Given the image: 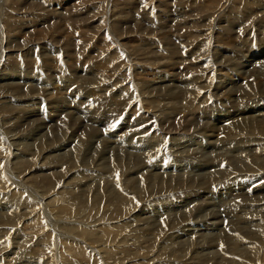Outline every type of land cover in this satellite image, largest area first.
I'll return each instance as SVG.
<instances>
[{"label":"rangeland","instance_id":"1","mask_svg":"<svg viewBox=\"0 0 264 264\" xmlns=\"http://www.w3.org/2000/svg\"><path fill=\"white\" fill-rule=\"evenodd\" d=\"M96 1H97L95 4L96 9L94 11H97L99 14V21H98V25H99L101 22H104L103 11L107 10L108 4L104 0H100V1L96 0ZM160 1H162V0H148L149 5L146 6L145 9L148 12L156 13L158 10L161 9L160 8L161 5L159 4ZM170 1L174 2L173 0H167V1L164 0V2L172 4ZM205 1L206 0H203V1L202 0H190L187 3H180V4H187L190 7H192L194 18L197 17L200 19L201 24H195V27H199V25H204L207 18L211 14V11L207 10L205 7V5L208 2H210V0H207L208 2L207 1L205 2ZM211 1H213V0H211ZM225 4H226V6H224ZM213 6L219 7L218 8V10H219L218 15H217L215 21H217L218 17H220L219 21L221 20L219 22V24L217 25V27L221 30L220 31L221 34L218 37V41H219L218 46H228V45L232 46L235 44V48L233 49V52H231V53L230 52L229 53H222L221 56H218V58H214L212 56L213 52H210V51H212L211 47L213 46V42L210 39L208 40V42H206V44L208 45V48H209V57H207V55H206V57L203 56V63H201V65L198 64V66H203V64L206 62H207L206 63L207 69H208V66H209V68H213L214 66H216L218 64L220 65V67H219L220 72H218L219 74L217 75V72L215 74L212 72L211 78L208 79V81H210V82L207 81L211 85H207L206 83H204L206 81V78H203V79L199 78L200 76L204 77V73L200 75V73L197 72V70L189 71V72L185 71V72H183L184 77H182L181 74H179V79L176 78L175 76L168 75V74H162L159 76L160 78L156 79L158 76H156L157 74L155 71L152 74H148V75L144 76L143 78H140V81L147 83L145 86V89L146 90L148 89L146 92L148 94L146 95L145 98H147L148 95H151V97L155 98L161 92V96H159V99H160L159 101L162 102L163 104L159 103V101L157 100L158 103L155 104V108L158 107L159 109H157V111H156V109L154 108L152 110L147 111V108H144V107H146V106L149 107L150 105H146L147 101H145L146 103H144V105L142 103L141 106L142 107L144 106V107L142 108L140 106V111H137V113H133L136 115V117H138V119H139L138 122L143 120V118H141V114H138L143 109H144L143 111L149 112L155 119H157L156 116H160L159 113H162L163 108H165V110H166L167 106H168V108H170L171 106L175 105L176 107H178L180 109L182 107L181 105H183V107L186 105V102H184L180 99L179 100L178 99L170 100V99H168L167 96H163L164 94H167L168 92H173V91L175 92V90H176V93H177V92L182 91L183 88L186 89L185 90L186 92H188L189 89L195 88L197 86H202L203 83H204V87H206V88H208V87H210L209 89L214 88V91L209 90V92L211 91L210 94L206 93V92L205 93L199 92L193 96V98L196 97L195 99H193L194 102L196 100L198 101V99L201 100L202 97L204 98V103H207L206 105H203V108H201V110L203 109L204 112H202L203 110L201 111L200 109L198 111L196 110L198 112V113H196V111L194 112V113H196L195 117H194L196 121L193 118V115H194V113H193L191 115V118L185 120V122L182 124V129L179 130L177 136H175L173 139H171V137L169 135H167L166 138H168V139L167 140L164 139V143H161V144L156 143L157 145H159V146H157L159 149L157 147H155L156 149L151 148L149 150H145V148H148V146L150 147L151 145H154V146L156 145V144H154L155 142H152V141L150 142L148 140V139H150L151 130H150V133H149V131H146L143 133H138L139 129L141 130L143 127L139 128V125H138L139 123L137 121L135 122V120H134L135 118L129 119L130 118L129 115H127V117L125 116V118L129 119L128 121H125V120L122 121L120 119L118 121V123H116V124L113 123L110 125H107L108 121L106 122L102 118L103 117L102 114L104 112L97 113L93 117H91L92 119H90V115L87 114L88 110L86 107L87 106H89V107H94V106L111 107L112 106L111 102H112V94H113L112 89L113 88L109 89L108 87H106L108 84H106L105 86H104V84L103 85L102 84L95 85L94 83L91 82L93 80L92 78H94V76L99 73L100 67H97L98 65H97V63H95L94 65H96V67L94 68V65H91V63H93V62H91L90 60H87V56L95 54V51H93V53L90 52V48L88 46L83 47V51H81L80 54L78 52L77 53L72 52L73 54L71 53V55L66 54V53H62L63 57H60L59 59H61V58H63V59L56 61V63H54V64L49 61L50 58H41L44 65L50 66V69H51L50 72L45 70L43 67L41 68L37 62V65H35V66L32 65L33 67L30 65V67L28 66L29 69L20 70V71H23V73H18V70L13 69V65L19 64V63L18 62L11 63L10 59H9L7 64L2 66V63L4 61L3 57H2V59H1L2 63L0 64V89L3 86V88L5 90L3 88L0 90V118L4 115L5 120H6L5 127L8 126V123L10 121H15V119H13L10 116L12 109H18L19 112L22 113V111L23 112L25 111V108L27 106H29V105L32 106V103H35V107L38 109V111H40V112H37V110L33 109L34 113H37L36 115L38 117L36 116L34 118L36 120H34V119H32L31 121L29 120V122L27 123L28 125L22 123L21 125L18 124L19 126H17L15 123V124H12L10 126L11 128L13 126L14 129L12 128L8 132H6V133L4 132L7 136L14 134V135H12L14 137H11V140L10 139L9 140L12 143L15 141L16 147L14 146L13 149H16V150L12 151V154L15 157V158H12L13 156L10 155V148H8L9 145H7L8 143L7 142L4 143V145H6L5 147L7 149V150L5 149V152L6 151H8V152H6L7 154H6V159L4 160L5 162H3V164L4 163L5 164L3 165L2 173L4 175H7L6 172L8 170L9 174L7 176L16 177L17 173L14 171L13 166H12L10 161L11 160L15 161L18 158H19L18 159L19 161L29 160L31 155H33L35 152L38 151L39 143H42V144L45 143L43 146L48 148L47 150H49V151L45 155H43L44 152L43 153L39 152L40 154H38V159L41 158L42 156H46V157L48 156L49 159H46L48 164L53 165L55 163L54 164V165H56L55 167L59 166L58 168H55L53 170V172H60V170H61L60 168H62L65 171H67L65 173L77 175L78 172H74L75 170L73 168H75V167H73V166H74V164L79 163L80 162L79 160L82 159L81 162H84L86 165V168H88V170H83L85 173L84 175H86V176L90 175L91 176V177L90 176H87V177L83 176V178L82 177L77 178L75 176V177H73L74 179L77 178V180L75 182L68 183L66 186H63V187H60V185H61L60 181H54L53 184L49 185L50 189H51V187H55L54 191L50 192L49 196L53 195V193L55 191H59V190H60L59 192L64 193L69 188V190L66 191L65 194H63V195H65L64 199H63V195L61 198L58 197L60 202L58 201L57 205L66 206L68 201L72 198V196L77 195V193L82 194L83 197L85 196L84 198L82 197V200H83L82 203L83 204L80 203L81 205L79 204V206H72L69 208V212H71L73 215L71 214L72 218H70V220H66V221H71V226H77L79 228L93 229V228H95V226L93 227V225L90 224V222L92 220H95V219H100V221L97 223L98 226H96V228L101 229V227H103L104 232H100V233H103L101 235L102 237H107V236L113 237L114 236L115 237L114 241H117V239L119 240V238L121 236L123 237V235H127V232L124 229L126 228V230H127L128 227H126V226H129V230L131 229L130 230L131 232H132L133 228H137V232H134V234L142 235V238H138L137 241H142L143 239H150L151 238L150 242H153V239L158 238V232H157L158 226L157 225L160 224V220L162 219V217L168 219L169 222L174 221V220L176 222V220L179 218L178 217L179 214L185 213L186 211H188L187 215L190 217L187 219H188V221H190V220L191 221L188 224L182 226L180 229L178 226V228L172 230L173 233H178L181 230H183L182 234L178 235V237L176 238V241L174 242V244H172L171 249H169V251L173 250L174 253L178 254L177 255L178 257H176L177 260L174 262V261H171V259H169V260L165 259V260H162V263L180 264L179 261L183 262L184 260H186V258L188 257V255H190V253L197 252V249H195L193 251L192 250L193 247L190 248V246L192 244H197L198 242H200L202 240H204V242H201L202 246H200V247L205 250L204 251L205 255L208 254L205 256V259H203V260H208L210 258V260L207 262V264H223L225 259L227 260V259H229V257L231 258V254L229 251H230V248H232V246L228 247L227 240L225 241V243H223L221 245L214 244V242H212V241H220V240L216 239V237L214 238L215 234H217L219 237V236H222L223 234H225L226 232H228V230H231L230 228H232V226H228V225H231V223L229 222L230 221L229 218L225 217L226 218L225 220L222 219V220L226 221V223L224 222V225L225 224L226 225L217 227L216 229L214 227L217 225L216 220H214L213 222L207 221V220H208V218L210 219L211 217H213V215H216L219 220H220V218H224L225 213L222 211L226 212V210H228V209L232 210V208L228 207V205H227V204H229V202H228L229 200H227V199H229L231 197V195L233 194V195H238V201H242L243 198L239 197V196L244 195L245 192L248 193V189H249V188L247 189L246 187L249 184L250 180L246 179V178L252 176V174H253V176L254 175L261 176L262 175L261 173H259L257 171H255L257 173L250 172V174L247 173V174L242 175V173H244V172L239 170L238 166L240 167V166L249 164V165H252V167H257L258 165H262L263 169H264V161H258L259 163L256 164L255 163L256 160L252 158L253 157V151H254L253 147L258 148V147H260V145L262 147L264 145V135H263L264 132H261V130H264V129H262V128H264V123H260L258 125L259 129L256 128L257 124L255 125V127L254 126H248L247 124L246 125H237L236 128L233 130L234 131L233 132V139L234 140H230L231 138L225 139V137H224V142H221L220 144L217 141L216 131H215V133H214V131H211V134H210L209 133L210 131H208V130L212 129L213 127H215L217 125V123L219 121L217 116L219 113H222L225 115H239V114H241L242 116H243L244 112L250 114L251 116H253V115L255 116L258 113L262 114V115L264 114V96H263L264 95V87H262V86H264V77H261V76H263L262 73L260 72V71H262V69L259 68V64L264 65V62H262V60L264 59V0H229V1L228 0H214L210 7H213ZM258 10H260V11L262 10L261 12H263V14L258 13V16L255 17L256 11H258ZM31 11H32L31 15L28 17H14V16L10 17L11 21L9 23H7L4 27V29H8L10 34H12V43L9 44L8 46H14V48L17 49L16 52H10L11 53L10 57H18V55H21L25 59V63L29 62V61H33L32 57H31V55L33 53L51 54V52H55L53 47L48 46L46 43H43V42L41 43V40H29V41L25 40L26 33L30 32V31H35V33L42 32V33H40L42 37H50L54 40H58V38H60V36L61 37L66 36L67 38L72 36L71 31H69L67 35L63 34L62 31L66 29V28L63 29L65 27L64 24L61 26L55 25V26L51 27L52 31L50 30V27L46 29L45 28L46 25L43 27V24L47 23L50 20H44L42 22L41 21L42 18L39 15L33 14L35 12L34 10H31ZM129 11H130V9L125 4L120 3V5L118 7V13L124 14V13H128ZM46 14L48 15V13H46ZM175 15L177 16L176 17L177 19H179L181 21H185V19H183V17H178L180 15L179 12H176ZM172 19H173V17H171V20ZM225 20L236 22V23L237 22H243V23L248 24V28L245 30V34H243L239 39L234 40L231 37L226 39V33L224 30V27L226 26ZM10 23H11V25H9ZM72 24L74 25V23H71V25ZM56 26H58V27L56 28ZM84 26H87V23L84 24ZM60 28L62 29V31H60L61 30ZM58 30H59V32H58ZM189 30H190L189 27L184 28L183 31L180 30L179 32H176L172 29V31L175 32L174 37L181 40V41L185 40L184 38L186 37V34ZM178 33H180V34H178ZM46 35H48V36H46ZM189 35H192V34H189ZM72 37H74V36H72ZM84 40H90L89 36L84 37ZM156 42L159 43V42H161V40L157 39ZM174 42H176L175 45H177L179 43L176 40H174ZM35 43H40V44H35ZM71 44H72L71 41H69L67 43V46L70 49H71ZM94 49H95V47H94ZM6 51H4L5 52L4 54L8 53ZM79 55H80L81 60L79 58ZM227 56H229L227 58V59H229V61L225 59V57H227ZM198 58L201 59L202 56H199ZM204 58H205V60H204ZM231 60H232V62H231ZM62 61H67V63L69 62L70 68L73 66V62H74L75 68L73 67L71 69L78 71V74L82 73L79 76H81L83 78L72 77L71 69L69 70V68H67L68 69V71H67L66 68L62 69V67H61L60 73L59 72L58 73L52 72L56 67L61 65ZM79 61H83V63H82L83 66L78 65ZM215 62H216V64H215ZM67 63H66V66H67ZM164 63H165V60L163 62H161L160 64L164 65ZM220 63H222V64H220ZM190 64L191 63L188 60L186 64H180L178 66H169V67H170V69L172 67H178V68L183 69L186 65H190ZM92 66H93V68H92ZM84 67H91L92 70L90 69V70L85 72V71H83L86 69ZM102 67H105V64H103ZM244 67H245V69H244ZM221 68L223 71L221 70ZM26 70H27V72H26ZM167 71H169V70H162L160 73L167 72ZM101 73L102 72L100 71V73L97 75V77H99ZM15 76H16V78H15ZM182 78H183V80L184 79L188 80V82L190 83V85L188 87H184L181 84V82H185V80L184 81L180 80ZM191 79H195L196 82L194 83ZM216 80H218V81H216ZM7 84H8V88H7ZM163 85H164V87H163ZM13 86H15V87H13ZM125 86H128V85L126 84ZM149 86H151V87H149ZM160 86H161V88H160ZM167 86H169V88ZM153 87H156V88L154 89ZM14 88L21 90L22 93L16 94ZM114 88L121 89L122 87L119 86V87H114ZM130 88L134 89V86H132ZM157 88H158V90H157ZM42 91H43V93H42ZM116 91H118V90H115V92ZM157 91H159V92H157ZM5 92H7V94L12 93L13 95L11 94L9 97L4 98ZM123 92H126V90H123ZM128 92H130V90ZM128 92H126V93L128 94ZM37 93H39V94H37ZM261 96H263V97H261ZM205 97L206 98L208 97L209 100H207L208 98L206 99ZM14 98H15V100H14ZM16 98L19 100H16ZM190 98H191V96H189L187 98V100ZM242 98H244V99H242ZM164 99H166V100H164ZM205 100H207L209 102H206ZM29 102H30V104H29ZM52 102L53 103L54 102H62V106L59 108V109H61L62 112H56L59 109H57L56 111L54 109H52L51 108L52 106L49 105ZM78 102L83 104V105L78 106L76 104ZM125 102L126 101H124V103ZM23 103L26 105H24ZM137 103H139V101ZM126 104H127V106L129 105L128 108H127V106H124V107H126L125 110L127 112V110H130L129 108L132 107L131 104H133V102L132 101L126 102L125 105ZM158 104L160 107L157 106ZM196 104H198V103L196 102ZM21 106L24 108H22ZM161 106H162V108H161ZM205 107H207L208 109ZM49 108H50V110H49ZM178 108H177V110H178ZM183 109L185 110V107ZM26 110H27V108H26ZM53 110H54V112H53ZM125 110H124V112H125ZM177 110H175V111L171 110L172 111L171 113L173 114V112H174L175 116H176L177 115L176 113H180V111H177ZM41 111L45 112L46 117L42 116L40 114ZM132 111H133V109H132ZM257 111H258V113H256ZM4 112L10 118H8ZM152 113H154V115H156L157 113L158 114L156 116H154ZM202 113H203V115H202ZM60 115H63V118L61 120H56V117L60 116ZM162 115H165V114H162ZM21 116H23V115H21ZM47 116H48V118H47ZM50 117H52V118H50ZM64 117H65V119L68 118V121L63 122ZM83 117L89 118L88 120L90 121V126L87 129L75 127V123H77L79 121V119L83 118ZM98 117H100L101 119L100 118L98 119ZM177 117H179V116L177 115ZM40 118L42 120H43V118L48 119V123L37 125L36 121L37 120L40 121L41 120ZM95 118H97L98 122L96 121ZM198 118L199 119L201 118L200 121H197ZM49 120L52 122H50ZM33 121L35 123L30 124V122L32 123ZM133 123H134V125H133ZM179 123L181 124V122H179ZM129 125H132V127L128 129ZM186 125H188V127ZM261 125H263V127ZM61 126H62V129H61ZM158 126L159 125L157 124L156 126H154L155 128L154 127L153 128L158 130V131L160 130L159 133L164 131V130H162L161 127H158ZM211 126H213V127H211ZM0 128H2L1 121H0ZM31 128H32V130H31ZM33 129H34V133H33ZM51 129H53V130H51ZM134 129H138V130L134 131ZM4 130L3 129L0 130V138L2 137V135H3L2 132ZM19 130H22V131H19ZM40 130H42V131H40ZM5 131H7V130H5ZM17 131H18V133H17ZM80 131H82V132H80ZM20 132H22V133L19 135ZM235 133H237V134L234 135ZM31 134H33V135H31ZM24 135H26L27 137ZM13 138H15L14 141H13ZM1 140H3V139H1ZM16 141H18V142H16ZM165 141H166V143H165ZM171 141H172V143H171ZM215 141H217V143ZM50 142H51V144H50ZM225 142H227V143H225ZM209 143H212L213 145L209 144ZM215 144H217V145H215ZM1 145H3V144H1ZM17 145H20V146H18V148H17ZM133 145H135V146L137 145V147H139V146H143V147L146 146V147L144 148V150L143 149L135 150L136 147H134V149H132ZM57 146L60 148H58ZM54 149H56V150L58 149V150L54 151ZM131 149L134 151H132ZM157 149L159 150V152L158 151L156 152ZM163 150H165V151H163ZM154 152H155V154H154ZM165 152L166 153L168 152V153L166 154ZM138 153H139V156L136 157V155H138ZM141 153H144V155L152 156L153 158L151 157V159H149L148 162L147 161L142 162L145 158L141 157L142 156ZM150 153H151V155H150ZM219 154L222 155L221 156V162L222 163L216 162L217 156ZM215 155H217V156H215ZM262 155H263V157H262ZM7 156H9V157H7ZM52 156H54V157H52ZM190 156H191V158H189L187 160L186 157H190ZM10 157L12 159H10ZM259 157H261V160H264V152ZM203 158H204V160H203ZM212 158H214L215 161H213V160H211L212 162L209 161ZM159 159H160V161H159ZM7 160H9V162H10V163H8V169H7ZM205 160H207L208 162H211L212 165L208 164V166H207V161L205 162ZM70 161L72 162V164ZM151 161H152V163H151ZM236 161L240 162V165H238V166H237V164L235 165ZM243 161H244V163H242ZM62 163H63V165H62ZM134 163H135V166H134ZM142 163L143 164L145 163L142 166V167H145L143 170L146 171L147 168H149L150 170H153V172H156L154 174H157L160 172V173L168 174V176L172 175L173 179L170 177L171 181H169V182L163 181L161 184L156 183L153 180L150 182H147V183H146V181H142V182L138 183L137 180L139 179V176L137 175L138 171H136V170H138V169H136V166H139ZM179 163H181L183 165H180ZM203 163H204V165H206L205 167H204ZM10 164L12 167H10ZM118 164H120V166H123L125 164L129 165V167H130L129 170H132V171L128 172V170H127L124 173L120 174L121 176L118 175L117 178H115L111 181L107 177V173L109 171L110 172L112 171L113 173L117 171L118 173H120L123 168L122 167H121L122 169L119 168L120 170L117 169L116 165H118ZM220 164H223V165H220ZM88 166L89 167L92 166V167L89 168ZM169 166H171V167L169 168ZM213 166H216V167H213ZM218 167H221L224 169L221 170ZM4 168H5V170H4ZM175 168H177V169H175ZM213 169L215 171L217 169L223 171V172H221L220 177L215 179L214 183H213V181H211L210 183L205 182V184L199 185V183H201V181L203 179H205L212 172L210 170H213ZM27 170H29V168ZM143 170L141 171V173L144 172ZM70 171H72V173ZM102 171H104V172L106 171L105 172L106 174H103ZM226 171H228V172H226ZM97 172H101V174L97 173ZM133 173L136 174V176ZM239 173H241V174H239ZM124 174H126V175H124ZM204 174L206 177L204 176ZM174 175H175V177H174ZM228 175L233 176L232 177L233 180L227 178V177H229ZM221 176L226 181L224 179H222ZM177 177L180 179H178ZM238 177H239V179H238ZM73 178H70V180H74ZM129 179H130L129 185H125V184H122L121 182H118L120 180L121 181H125V180L129 181ZM240 179H242V180H240ZM116 181L118 182L117 184H115ZM247 181H249V182L247 183ZM216 182H217V185H216ZM8 183H10V182H8ZM184 185H186V186H184ZM234 185H236V186H234ZM12 187H14V186L12 185ZM12 187H9L8 189L10 190ZM173 187H174V190L172 189ZM225 187L227 189H225ZM15 188H18L21 191V187L16 186ZM73 188H75V189H73ZM118 188H120V191ZM122 188H124V189H122ZM243 188H244V190H243ZM71 189L73 190V193H71L72 192ZM121 189H122V191H121ZM165 189H166V191H165ZM177 189H179L178 190L179 192L177 191ZM219 189L221 191H219ZM117 190L119 193L120 192H122V193L129 192L131 197L134 195L133 196L134 198L132 197L130 203L129 202L125 203L124 208L125 209H131V210L134 209L135 211L138 208V210H139L138 219L140 216L143 215L142 221H135L137 219H134L132 217L133 216L132 215L129 217V220L131 222L128 221V222H130V223H128L127 221H124V219H126L128 216H126V218H123L124 215L119 213V212L113 211L112 212L113 215H106L104 213L107 210H114L116 208V202H115L116 198H114V197H116L115 196L116 193L119 194L117 192ZM167 190H170V191H167ZM175 190H176V193L173 192ZM190 190L192 193H190V194L187 193L188 191L190 192ZM230 190H233V191H230ZM3 191L6 193V190H3ZM23 191H25V190L23 189ZM69 191H71V192H69ZM241 191H242V193H241ZM34 192H37V194L39 193L38 195L41 196L40 189L36 190V191L34 189ZM183 192H184V194H183ZM159 193H161V194H159ZM193 193L194 194L196 193L195 196ZM234 193H236V194H234ZM8 194L9 193H7L6 195H8ZM260 194L257 193L256 195L260 196V197L264 196V193L263 194L260 193ZM69 195H71V196H69ZM189 195H191V196H189ZM20 196L27 199L29 195L24 192ZM159 196H160V198H159ZM184 196H186V197H184ZM112 199L113 200L115 199V200L113 201ZM165 199H167V200H165ZM29 200H32L30 196H29ZM32 201L37 202L34 199ZM3 203H5V201H3ZM3 203H2V201H0V214L5 213V210L3 211V208H4L3 206H7L6 204H3ZM144 203L146 204V207L142 210L140 208L143 205H145ZM151 204H155L158 208L155 209V205L151 206ZM54 205H56V203H53L52 206L46 207L47 213L44 216L39 217V216H37V213H36V215H32L29 218H27L25 220V222H23V224L21 225V228H19L20 231L16 230V232L18 231L21 234L20 236H19V234H17L18 236L11 238V236H10L11 234H9V236H7V239L10 238L13 244L11 243V241H9L10 243H9L8 248L6 250H5V248H4V250H2L3 248H1V253H4L5 251L6 252L14 251L16 254L15 256L18 257V255L20 256L23 253V250L26 249V244L21 241L22 240L21 237L26 238L23 235V232L32 233L33 231H36V230H42V226H45V232L48 229L49 230L52 229L53 227L51 228L48 225V220H51V221L53 220L54 215L52 213H53L54 209L57 208L56 207L57 205L56 206H54ZM127 205H129V206H127ZM148 205H149V207H148ZM159 205H160L161 209L159 208ZM193 205H195V206H193ZM192 207H195V208H192ZM258 208L259 207H257V209L255 210L256 214H254L252 216L253 217H256V216L260 217L261 223H263L264 222V206L261 207L260 209H258ZM35 210L37 211V209H35ZM140 210L142 213L140 212ZM17 211H15V213ZM40 211H41V209H40ZM20 213L23 214V211H19L16 214L18 216H21ZM219 213H221V214L219 215ZM132 214H137V213L134 212ZM157 215H158V217H157ZM161 215H164V216L161 217ZM192 216H194V217H192ZM198 216H199V218H198ZM241 216H248V215H245L242 213ZM101 219H103L102 220L103 224H102ZM72 221L73 222L75 221V222L73 223ZM154 222H155V225H154ZM210 222L214 223L215 225L214 226L211 225ZM245 222L241 223L240 225L238 224V230L240 231V233L242 235L249 233L251 231L250 226L247 225L248 223L245 225ZM88 224H90L91 226H89ZM124 225H125V227L123 228ZM144 225L147 228L144 229V227H145ZM184 227H185V229H184ZM192 227H193V230L191 229ZM194 228L197 232H195ZM223 228H224V230H223ZM7 229H9V228H6V229L0 228V230H2L3 232H5L4 230H7ZM121 229H123V230H121ZM186 229H188V230H186ZM241 229H242V231H241ZM246 231H248V232H246ZM3 232H2V236H3ZM139 232H142V233H139ZM200 232L202 233L201 234L202 236L200 235ZM251 232L253 234V230ZM143 233L146 235H144ZM184 233H186V234H184ZM43 236H44V234L40 233L38 236V240L41 239ZM152 237H154V238H152ZM132 238H133V240L130 243H133L136 241L135 237H132ZM3 239H4L3 237H0V241H1L0 244L3 242L2 241ZM137 241H136V244H138ZM102 243H104V242H102ZM211 243H212V245H210ZM112 244L113 243H109L106 246L104 245V247L106 249H112V248H114V245H112ZM57 245H58L57 247L55 245H50V248L44 249L45 247H43V246L35 245L34 243H31V246L39 249L38 251H36L34 253L35 254L34 260H35V258L38 260L39 259L38 256L41 255L40 258H42L41 260L43 261V262L41 261V263L50 264L51 263L50 260L46 261L45 256H48V253H45L44 250L45 251L47 250L46 252H48L50 250H54L55 253L53 252L54 255L52 258L55 261L53 263L57 264L55 262H57L58 258H59L60 244H57ZM21 246H22V248L20 250ZM138 246L140 247V249L144 250L147 245H144L145 247L142 245L141 246L138 245ZM157 246H158V244H157ZM180 246H183V247H180ZM9 247H11V248H9ZM149 247H151V245ZM215 247L220 248V249H218V251L215 252V250H217V248H215ZM177 249H179V250L177 251ZM181 249H182V251H181ZM188 249H190L188 254H185V252ZM191 250H192V252H191ZM154 252L155 251H153L152 253H154ZM152 253H150V255H152ZM9 254H11V253H9ZM127 254H128V252L125 251L124 253H122V257L127 256ZM225 254H226V256H225ZM56 255H58V256H56ZM174 255L175 254L172 253V256H168V257L169 258L172 257L173 259H176L174 257ZM12 257L14 258V256H12ZM118 257L121 258V255H118ZM219 257H220V259H219ZM181 259H183V260H181ZM37 260H35V261H37ZM17 262L18 261H16V259H15V260L8 262V263L9 264H18ZM137 262H140V261H137ZM157 262H161V261H157ZM30 263L31 264H37L34 261L33 262L32 261L31 262L25 261L22 264H30ZM131 263H133V261H130V258H128V259L120 262L119 264H131ZM64 264H67V262ZM70 264H79V262L72 261V262H70ZM80 264H93V263L81 262ZM133 264H136V262ZM149 264H152V263H149ZM258 264H264V259H263V261L259 260Z\"/></svg>","mask_w":264,"mask_h":264},{"label":"bare ground","instance_id":"2","mask_svg":"<svg viewBox=\"0 0 264 264\" xmlns=\"http://www.w3.org/2000/svg\"><path fill=\"white\" fill-rule=\"evenodd\" d=\"M104 1L108 4V8H107V10L103 11L104 22H101L98 25L99 14L97 11H94L96 9V5H95L97 2L96 0H0V26H1L0 27V64L2 63L1 62L2 57L4 60L2 63V66L6 65L9 59H10L11 63L18 62L19 64L13 65V69L18 70V73H23V71H20V70L29 69L30 65L35 66V65H37V62H38V64L40 65L41 68L43 67L45 70L50 72L51 71L50 66L44 65L41 58H50L49 61L54 64V63H56V61L63 59V58L59 59L60 57H63L62 53H66V54L71 55L72 52H75V53L78 52L80 54V52L83 51V47L88 46L90 48V52L93 53V51H95V54L87 56V60H90L91 62H93V63H91V65H94L95 63H97V65H98L97 67H100L99 73H100V71L102 72L99 77H97V75L99 73L97 75H95L94 78H92L93 80L91 82L94 83L95 85H97V84L103 85L104 84V86H105L106 84H108L106 87H108L109 89L113 88L112 89L113 94H112V102H111L112 106L111 107H103V106L89 107V106H87L86 107L88 110L87 114L90 115V119H92L91 117H93L95 114L104 112L102 114V116H103L102 118L104 119V121H106V122L108 121L107 125H110L113 123L114 124L118 123V121L120 119L122 121L123 120L128 121L129 119L135 118L134 119L135 122L136 121L138 122V120H139L138 117H136V115L133 113H137V111H140V106L142 103L144 105V103H146L145 101H147L146 105H150L149 107L143 106L144 108H147V111L155 108V104H157L158 101L160 100L159 96H161V92L155 98L151 97V95H148V97L145 98L146 95L148 94V93H146L148 89L147 90L145 89V86L147 83L140 81V78H143L144 76H146L148 74H152L155 71L157 74L156 76H158L156 79L160 78L159 76L162 74L172 75V76H175L176 78L179 79V74H181V76L184 77L183 72H185V71L189 72V71L197 70V72H199L200 75L204 73V77L200 76L199 78H201V79L206 78V81L204 83H206L207 85H211L210 83H208V82H210V81H208V79L211 78L212 72L214 74L217 72V75L219 74L218 72H220L219 71L220 65L218 64L214 67L212 66L213 68H209V66H208V69H207V65H206L207 62H206L203 64V66H198V64L201 65V63H203V56L206 57V55H207V57H209V48H208V45L206 44V42H208L209 39L213 42V46L211 47L212 51H210V52H213L212 56L214 58H218V56H221L222 53H229V52L231 53V52H233V49L235 48V44L232 46L231 45L230 46L229 45L228 46H218V42H219L218 37L221 34V32H220L221 30L217 27V25L219 24V22L221 20L219 21L220 17H218L217 21H215L217 15H218V11H219L218 8L219 7L218 6H215V7L213 6L214 8L210 7L214 0L213 1L210 0V2H208L206 0L208 3L205 5V7L207 10L211 11V14L207 18L205 24L199 25V27H195V24H201V22H200L199 18H197V17L194 18L193 8L187 4H180V3H187L190 0H183V1L182 0H173L174 2L170 1L172 4H169L167 2H164V0H162L159 3L161 5V7H160L161 9L158 10L156 13L148 12L145 9L146 6L149 5L148 0H104ZM165 1H167V0H165ZM120 3L125 4L130 9V11L128 13H124V14L118 13V7H119ZM224 6H226V4ZM31 10L35 11L33 14L39 15L42 18V20H41L42 22L44 20H50L47 23L43 24V27L46 25V27H45L46 29L50 27V30L52 31L51 27H53L55 25L61 26L64 24L65 27L63 29H65V28L66 29L62 31V29L60 28L61 29L60 31H62L63 34H66V35L68 34L69 31H71L72 36H74V37L71 36V37L67 38L66 36L65 37L60 36V38H58V40H54L50 37H42L40 34L42 32L35 33V31H30V32L26 33L25 40H28V41L29 40H41V43L43 42V43H46L48 46L53 47L55 52H51V54L33 53L31 55L33 61H29V62L25 63V59L21 55H18V57H10L11 56L10 52H16L17 49H15L14 46H8L9 44L12 43V34H10L8 29H4V27L7 23H9L11 21L10 17H12V16H14V17H28L31 15V12H32ZM261 11L260 10L256 11L255 17L258 16V13L263 14V12H261ZM176 12H179L180 15L178 17H183V19H185V21H181V20L177 19L176 18L177 16L175 15ZM46 13H48V15ZM171 17H173L172 20H171ZM71 23H74V25L72 24L73 25L72 26ZM86 23H87V26H84V24H86ZM225 23H226V26L224 27V30L226 33V39H228L229 37L233 38L234 40L239 39L243 34H245V30L248 28V24L243 23V22H237L236 23V22L225 20ZM9 25H11V23ZM57 27L58 26H56V28ZM188 27L190 30L187 32L186 37L184 38L185 40L181 41V40L174 37V33H175L174 31H176V32H179L180 30L183 31L184 28H188ZM172 29L174 31H172ZM58 32H59V30H58ZM178 34H180V33H178ZM189 34H192V35H189ZM46 36H48V35H46ZM86 36H89L90 40H84V37H86ZM157 39H160L161 42H159V43L156 42ZM174 40L178 41L179 43L177 42L178 44L175 45L176 42H174ZM69 41H71V43H72L71 49L68 48V46H67V43ZM35 44H40V43H35ZM94 47H95V49H94ZM4 51H6L8 53L4 54L5 53ZM199 56H202V58L199 59L198 58ZM228 57L229 56L225 57V59L229 61V59H227ZM79 58H80V55H79ZM80 60H81V58H80ZM164 60H165L164 65L160 64ZM188 60L190 61L191 64L186 65L183 69L178 68V67H172L170 69V67H169V66H178L180 64H186ZM204 60H205V58H204ZM231 62H232V60H231ZM262 62H264V59L262 60ZM66 63H67V61H62L61 65L56 67L52 72H57V73L59 72L60 73L61 67H62V69L66 68L67 71H68L67 68H69V70L73 67L75 68L74 62H73V66L71 68H70L69 62L67 63L68 67L66 66ZM82 63H83V61H79L78 65L83 66ZM103 64H105V67H102ZM215 64H216V62H215ZM220 64H222V63H220ZM95 67H96V65H94V68ZM84 68H86L85 70H83L85 72L91 69V67H84ZM92 68H93V66H92ZM259 68L262 69V71H260V72L262 73L263 76H261V77H264V65L259 64ZM244 69H245V67H244ZM162 70H169V71L160 73ZM221 70H222V68H221ZM26 72H27V70H26ZM71 74H72V77H74V78H83V77L79 76L82 73L78 74V71H76V70L71 69ZM15 78H16V76H15ZM180 80L181 81L185 80V82H181V84L184 87H188L190 85V83L188 82L187 79L183 80V78H182ZM191 80L194 83L196 82L195 79H191ZM216 81H218V80H216ZM204 83L202 86H197L195 88L189 89L188 92H186L185 91L186 89L183 88V90L180 92L176 93V90H175V92L172 90L173 92H168L167 94L163 95V96H167L168 99H170V100H172V99H174V100L178 99L179 100L180 99V100L186 102V105L184 106L185 110L183 109L184 108L183 105H181L183 108L180 106L182 109L181 108L179 109L175 105L171 106L172 108L171 107L168 108V106H167L166 110H165V108H163L162 113H159L160 116H156L158 113L156 115H154V113H152L154 116H156L157 119H155L149 112L143 111L144 109L141 110V112H139L138 114H141V118H143V120L139 121L138 125H139V128H141V127H143V128L141 130L139 129L138 133H143L146 131H149V133H150V130H151L150 139H148V140L150 142L151 141L155 142L154 144L164 143V139L165 140L168 139V138H166L167 135H169L171 137V139H173L175 136H177L179 130L182 129V124L185 122V120L190 119L191 115L196 110L197 111L199 109L201 110V108H203V105L207 104V103H204V98L202 96H201L202 98L200 97L201 100L198 99V101L196 100L194 102L193 99H195L196 97L193 98V96L199 92H202V93L206 92V93L210 94L211 91L209 92V90L214 91V88L209 89L210 87H208V88L204 87ZM126 84L128 86H125ZM119 86H121L122 88L121 89L114 88V87H119ZM132 86H134L135 90L130 88ZM13 87H15V86H13ZM149 87H151V86H149ZM163 87H164V85H163ZM167 87L169 88V86H167ZM262 87H264V86H262ZM2 88H3V86L1 87V89ZM7 88H8V84H7ZM153 88L155 89L156 87H153ZM160 88H161V86H160ZM115 90H118V91L115 92ZM123 90H126V92H128L130 90V92H128V94H127L126 92H123ZM157 90H158V88H157ZM157 92H159V91H157ZM15 93L19 94L22 92H21V90L15 89ZM42 93H43V91H42ZM6 94H7V92H5L4 98L9 97L12 93H9L7 95ZM37 94H39V93H37ZM189 96H191V98L187 100V98ZM263 96H261V97H263ZM242 99H244V98H242ZM14 100H15V98H14ZM16 100H19V99L16 98ZM164 100H166V99H164ZM207 100H209V98ZM207 100H205V101L209 102ZM124 101H126V102L132 101L133 102V104H131L132 107L129 108L130 110H127V112L125 110L126 107H124V106H127L128 103L125 105L126 102L124 103ZM138 101H139V103H137ZM196 102L198 104H196ZM159 103H162V102L159 101ZM29 104H30V102H29ZM76 104L78 106L83 105L79 102ZM24 105H26V104H24ZM49 105H51L52 106L51 108L56 111L57 109H59L62 106V102H54V103L52 102ZM128 106H127V108H128ZM157 106H159V104ZM22 108H24V107H22ZM26 108H27V110H26ZM26 108H25L24 112L22 111V113L19 112L18 109H12L11 114L10 113L9 114L13 119H15L16 122L10 121L8 123V126H6L7 128L5 127L6 120H5L4 115L0 118L1 119L0 120L1 125H2V128H0V130L1 129L7 130V131L4 130L2 132L3 135L1 134L2 137L0 138V142H1L0 143V195H1L0 201H2V203H3V201H5V203H3V204L7 205V206H3L4 207L3 211L5 210V213L0 214V226H1L0 228H2V229L9 228L7 230H4L5 232L0 230V237L4 238L2 240L3 242L0 244V255L2 254L0 256V264H5V263L9 264L8 262H11L15 259H16V261H18L17 262L18 264H22L25 261H29V262L34 261L35 263L40 264L42 261L41 260L42 258H40L41 255L38 256L39 257L38 260L35 258V260H37V261L34 260V255H35L34 253L36 251H38L39 249L31 246V243H34L35 245L43 246V247H45L44 249L50 248V245H55L57 247L58 246L57 244H60L59 258H58V261L55 262L57 264H64L66 262H67V264H70V262H72V261H77V262H79V264L81 262H87V263H93V264H111V263L112 264H116V263L119 264L120 262H122L128 258H130V261H133V263L136 262V264H149V263H152V264H172V263H162V260H165V259L166 260L171 259V261L175 262L177 260L176 257H178L177 256L178 254L174 253L173 250L169 251V249H171L172 244H174L178 235L182 234L183 230H181L178 233H173L172 230L178 228V226L180 229L182 226L188 224L191 221V220L188 221V219H187L190 217L187 215L188 211H186L185 213L179 214V216H178L179 218L176 220V222H175V220L169 222L168 219L162 217L165 214L161 215L162 219L160 220V224L157 225L158 226V229H157L158 238L153 239V242H150L151 238L150 239H143L142 241H137L138 238H142V235L134 234V232H137V228H133V230L131 232L130 231L131 229L129 230V226H126V227H128L127 230H126V228L124 229L127 232V235H123V237L121 236L119 238V240L117 239V241H114V238H115L114 236L113 237H110V236L102 237L101 236L103 233H100V232H104L103 227H101V229L96 228V226H98L97 223L100 221V219H95V220H92L90 222V224H92L93 227L95 226V228H93V229L79 228L77 226H71V221H66V220H70V218H72V216H71L72 213L69 212V208L72 206H79V204L82 203V201H83L82 200V197H83L82 194L77 193V195L72 196V198L68 201L66 206L57 205V202L59 201L58 197L61 198L62 195L65 194L66 191L69 190V188L66 191L64 190L65 191L64 193L59 192L60 191L59 190V191H55L53 193V195L49 196L50 192L54 191V189H55V187H51V189L49 187V185L53 184L54 181H60V183H61L60 187H63V186H66L68 183L75 182L77 180V178H79V177L83 178V176H85V177L90 176V175H87V176L84 175L85 173L83 170H88V168H86V165L84 162H81L82 159L79 160L80 162L78 161L79 163L74 164V166H73V167H75V168H73L75 170L74 172H78L77 175L65 173L67 171H65L62 168H60L61 169L60 172H53V170L55 168H58L59 166L55 167L56 166V165H54L55 163L53 165L48 164V162L46 161V159H49L48 156L47 157L42 156L41 158L38 159V154H40L39 152H42V153L44 152L43 155H45L49 151V150H47L48 148L43 146L45 143L44 144L39 143L38 151L35 152L33 155H31L29 160L19 161L18 160L19 158H18L15 161H12V160L10 161L12 166H13L14 171L17 173V175L15 174L16 177L7 176L9 174L8 170H7V172L5 171L7 175H4L2 173L3 165L5 164V163L3 164V162H5L4 160L6 159V154H7L6 152H8V151L5 152V149H6L5 146L6 145H4V143H6V142L8 143L7 145H9L8 148H10V155L13 156V157L11 156L12 158H15L14 155L12 154V151L16 150V149H13L14 146L16 147V143L14 141L15 138H13V141H14L13 143L10 141L11 137H14V136H12L14 134L11 133L12 135L7 136L5 133L13 128V126H12V128L10 127L12 124L16 123V125L19 126L22 123L27 124L29 122V120L31 121L32 119H34L37 116L36 115L37 113H34L33 109L37 110V112H40L35 107V103H32V106L29 105ZM161 108H162V106H161ZM177 108H178V110H177ZM205 108H207V107H205ZM132 109H133V111H132ZM155 109L157 111V109H159V108L157 107ZM49 110H50V108H49ZM54 110H53V112H54ZM124 110H125V112H124ZM171 110L180 111V113H176L179 117H177V115L175 116L174 112L172 114ZM197 111H196V113H198ZM56 112H62V111H61V109H59ZM202 112H204V110ZM196 113H194L193 118L195 117ZM256 113H258V111ZM40 114L42 116H45L44 111L43 112L41 111ZM162 114H165V115H162ZM258 114H256L255 116L254 115L251 116L250 114L244 112L243 116H242L241 114H239V115H225V114L219 113L217 116V118L219 120L217 125L215 127L211 126L213 128L208 130V131H210L209 132L210 134H211V131H214V133L216 131L217 141L219 142V144L221 142H224V137H225V139L231 138L230 140H234L233 139V132H234L233 130L236 128L237 125H246L247 124L248 126H254L255 127V125L257 124L256 128H258V125L260 123H264V114L263 115L262 114L258 115ZM21 115H23V116H21ZM127 115L130 116L129 119L125 118V116L127 117ZM202 115H203V113H202ZM7 117L10 118L8 115H7ZM47 118H48V116H47ZM50 118H52V117H50ZM62 118H63V115H60V116L56 117V120H61ZM99 118L100 117H98V119ZM88 119L89 118H85V117L80 118L78 122L76 121L77 123H75V127L87 129L90 126V121ZM95 119L97 121V118H95ZM198 119H197V121H200L201 118L199 120ZM34 120H36V119H34ZM194 120H195V118H194ZM64 121L65 122L68 121V118L65 119V117H64L63 122ZM50 122H52V121H50ZM179 122H181V124ZM33 123H35V122L34 121L32 123L30 122V124H33ZM36 123H37V125L38 124H45V123H48V119L43 118V120L42 119L40 121L37 120ZM157 124L159 125L158 127H161L162 130H164V131L159 133L160 130L158 131V130L154 129L155 128L154 126H156ZM133 125H134V123H133ZM186 126L188 127V125H186ZM261 126L263 127V125H261ZM131 127H132V125H129L128 129ZM32 128H31V130H32ZM61 129H62V126H61ZM262 129H264V128H262ZM51 130H53V129H51ZM135 130H138V129H134V131ZM19 131H22V130H19ZM40 131H42V130H40ZM80 132H82V131H80ZM261 132H264V130H261ZM17 133H18V131H17ZM21 133L22 132H20L19 135ZM33 133H34V129H33ZM236 134L237 133H235L234 135H236ZM31 135H33V134H31ZM24 136H26V135H24ZM1 139H3V140H1ZM217 141H215V142L217 143ZM16 142H18V141H16ZM165 143H166V141H165ZM171 143H172V141H171ZM225 143H227V142H225ZM1 144H3V145H1ZM50 144H51V142H50ZM209 144H212V143H209ZM215 145H217V144H215ZM18 146H20V145H17V148H18ZM157 146H159V145H157V144L155 146L151 145L150 147L148 146V148H145L146 146L145 147H143V146L137 147V145L136 146L133 145L132 149H134V147H136L135 150H141V149L144 150V148H145V150H149L151 148L156 149L155 147H157ZM58 148H60V147H58ZM158 149L156 150V152L157 151L159 152ZM57 150L54 149V151H57ZM253 150L254 151H253V157L252 158L256 160L255 163L257 164V163H259L258 161H264V160H261V157H259L264 152V145H263V147L260 145V147H258V148L253 147ZM132 151H134V150H132ZM163 151H165V150H163ZM154 154H155V152H154ZM141 155H142L141 156L142 158H145L143 161L141 160L142 162H146V161L148 162V160L151 159V157H152L149 155H144V153H141ZM150 155H151V153H150ZM137 156H139V153H138V155H136V157ZM215 156H217V155H215ZM221 156L222 155H220V154L217 156L216 162H219V163L221 162ZM7 157H9V156H7ZM11 157H10V159H12ZM52 157H54V156H52ZM262 157H263V155H262ZM189 158H191V156L186 157L187 160ZM9 160H7V169H8V163H10ZM203 160H204V158H203ZM207 160H205V162ZM211 160L215 161L214 158L210 159L209 161H211ZM159 161H160V159H159ZM211 162L207 161V166H208V164H211ZM151 163H152V161H151ZM204 163H203V165H204ZM242 163H244V161ZM11 164H10V167H12ZM71 164H72V162H71ZM144 164L142 163L141 165L138 164L139 166H136V169H138V170H136V171H138L137 175L139 176V179L137 180L138 183H140L142 181H146V183H147V182H150L153 180L156 183L161 184L163 181H168V182L171 181V178L173 177L172 175L168 176V174H164V173H160V172L157 174H154L156 172H153V170H150L149 168H147V170L145 171V170H143L145 167H142ZM179 164L183 165L181 163H179ZM236 164L238 166V165H240V162L236 161L235 165ZM62 165H63V163H62ZM118 165H116L117 169H119L121 167L123 168V169L121 168L122 170L120 173H118L117 171L114 173L112 171L111 172L109 171L107 173V177L111 181L113 179L117 178L118 175L124 173L127 170H128V172L132 171V170H129V168H130L129 165H126V164L123 166H120V164H118ZM220 165H223V164H220ZM134 166H135V163H134ZM205 166L206 165H204V167ZM91 167L92 166H90L89 168H91ZM170 167L171 166H169V168ZM213 167H216V166H213ZM28 168H29V170H27ZM218 168H220L221 170L224 169L221 167H218ZM175 169H177V168H175ZM238 169L244 172V173H242V175L247 174V173L250 174V172H255V171L261 173L262 175L261 176H257V175L253 176V174H252V176L246 178V179L250 180V182L247 181V183L249 182V184L246 187L247 189L248 188L249 189H248V193L245 192V194L243 193L244 195L239 196V197L243 198L242 201H238V195H233V194L231 195V197L229 199H227V200H229L228 201L229 204H227V205H228V207H231L232 210L228 209V210H226V212L222 211L225 213L224 218H220V220H219L216 215H213V217H211L210 219L208 218L207 221L213 222L214 220H216V223H217L216 226H214L215 225L214 223L210 222L211 225H213L216 229L217 227L226 225V224L224 225V222L226 223V221H224L226 218H229V220H230L229 222L231 223V225H228V226H232V228H230L231 230H228V232H226L225 234H223L222 236H219V237L217 234H215L214 238L216 237V239H218L220 241H212V242H214V244L221 245V244L225 243V241L227 240L228 247L232 246V248H230V251H229L231 254V258L229 257V259H227V260L225 259L223 264H258L259 260L263 261V259H264V222L261 223L260 217H257V216L253 217L252 215L256 214L255 210L257 209V207H259L258 209H260L261 207L264 206V196L260 197V196L256 195L257 193L258 194L264 193V169H263L262 165H258L257 167H252V165H249V164L243 165L240 167L238 166ZM4 170H5V168H4ZM142 170L144 172L141 173ZM221 170H219V169H217L216 171L214 169L210 170L212 172L207 177L204 174V176L206 178L203 179L201 181V183H199V185H203V184H205V182L210 183L211 181H213V183H214V180L217 179L218 177H220L221 172H223ZM70 172L72 173V171H70ZM105 172L102 171L103 174H106ZM226 172H228V171H226ZM257 172H255V173H257ZM97 173L101 174V172H97ZM126 174H124V175H126ZM239 174H241V173H239ZM134 175L136 176V174H134ZM75 176L77 177L76 179L73 178ZM174 177H175V175H174ZM232 177L233 176H229L227 178L232 179ZM70 178H73L74 180H70ZM178 179H180V178H178ZM222 179H224V178L222 177ZM238 179H239V177H238ZM240 180H242V179H240ZM8 182H10V183H8ZM118 182H121L122 184H125V185H129L130 179H129V181H127V180L121 181L120 180ZM118 182L116 181L115 184H117ZM12 185L14 187H12ZM216 185H217V182H216ZM16 186L21 187L22 192L20 191V189L15 188ZM184 186H186V185H184ZM234 186H236V185H234ZM9 187H12V188L9 190L8 189ZM120 188H118L119 191H120ZM23 189L25 191H23ZM34 189H35V191L40 189L41 196L38 195L39 193L37 194V192H34ZM73 189H75V188H73ZM122 189H124V188H122ZM122 189H121V191H122ZM172 189L174 190V187ZM225 189H227V188L225 187ZM3 190H6V193ZM178 190L179 189H177V191ZM243 190H244V188H243ZM71 191H69V192L73 193L72 189H71ZM165 191H166V189H165ZM167 191H170V190H167ZM219 191H221V190L219 189ZM230 191H233V190H230ZM24 192L27 193L31 197L32 200L34 199L37 202L29 200V196L27 199L21 197L20 195ZM117 192H118V190H117ZM173 192L176 193V190ZM7 193H9V194L6 195ZM187 193L190 194L192 192L190 190V192L188 191ZM241 193H242V191H241ZM159 194H161V193H159ZM183 194H184V192H183ZM195 194H194V196H195ZM234 194H236V193H234ZM191 195H189V196H191ZM64 196L65 195H63V199H64ZM69 196H71V195H69ZM115 196L116 197H114V198H116V200L115 199L114 200L116 202V208H115L116 210L115 209L114 210H107L104 212L106 215H113L112 212L116 211V212L123 214L124 215L123 218H126V216H128L126 219H124V221H127V222L130 221L129 217L132 215H133L132 217L134 219H137L135 221H142V219H143L142 214H141L142 216H140L138 219V216H139L138 208L136 209V211L134 209L131 210V209H125L124 208L125 203L126 202L130 203L131 199L134 195L131 197L129 192H124V193L120 192L119 194L116 193ZM160 196H159V198H160ZM184 197H186V196H184ZM165 200H167V199H165ZM53 203H56V205H57V206L54 205L57 208H55L53 213H52L54 215L53 220L51 221V220L47 219L48 225L51 228L53 227L52 229H50V230L48 229L45 232V226H42V230H36V231H33L32 233H25L22 231L23 235L26 237V238L21 237V239H22L21 241L26 244V249H24L25 247L23 248L24 249L23 253L21 252L22 254L20 256L18 255V257L15 256L16 254L14 251H11V252L5 251L4 253H1V248H3L2 250H4V248L6 250L9 246V243H10L9 241H11L10 238L7 239V236H9V234H11L10 235L11 238L18 236L17 234H19V236H20L21 234L18 231H20L19 228H21V225L23 224V222H25V220L27 218H29L30 216L36 215V213H37V216H39V217L46 215V213H47L46 207L52 206ZM152 205L154 206L155 204H151V206ZM127 206H129V205H127ZM193 206H195V205H193ZM145 207H146V204L143 205L140 209L143 210ZM148 207H149V205H148ZM157 208L158 207L155 205V209H157ZM159 208H160V205H159ZM192 208H195V207H192ZM35 209H37V211ZM40 209H41V211H40ZM6 211L7 212L9 211V212L7 213ZM15 211H17V212L23 211V214L20 213L21 216H18L16 214L17 212L15 213ZM134 212L137 214H132ZM140 212H141V210H140ZM242 213L245 215H248V216H241ZM220 214L221 213H219V215ZM157 217H158V215H157ZM192 217H194V216H192ZM198 218H199V216H198ZM222 219H224V220H222ZM102 220L103 219H101V221ZM130 222H128V223H130ZM244 222H245V225L248 223L247 225L250 226L251 231L253 230V234L251 231L249 233H246L243 235L240 233V231L238 230V224L240 225L241 223H244ZM90 224H88V225L91 226ZM102 224H103V221H102ZM154 225H155V222H154ZM124 227H125V225L123 226V228ZM145 228H147V227L145 226L144 229ZM224 228H223V230H224ZM184 229H185V227H184ZM191 229L193 230V227ZM16 230H18V231L16 232ZM121 230H123V229H121ZM186 230H188V229H186ZM194 230H195V228H194ZM241 231H242V229H241ZM2 232H3V236H2ZM195 232H197V231L195 230ZM201 232H200V235L202 234ZM246 232H248V231H246ZM40 233H43L44 236L38 240V236ZM139 233H142V232H139ZM184 234H186V233H184ZM144 235H146V234H144ZM132 237L136 238L135 240L138 242V244H136V241L133 243H130L133 240ZM152 238H154V237H152ZM102 242H104V243H102ZM201 242H204V240H202L198 243L196 242L197 244H192L190 246V248L193 247L192 248L193 251L195 249H197V252L194 253L191 250L192 253H190V255H188L186 260H184L183 262L179 261V263L180 264H190V263L191 264H207V262L210 260V258L208 260H203V259H205V256L208 254H206V255L204 254L205 250L200 247V246H202ZM11 243H12V241H11ZM109 243H113L112 245H114V248L106 249L104 247V245L106 246ZM157 244H158V246H157ZM138 245H140V246L141 245L142 246L147 245V246L144 250H142V249H140V247ZM150 245H151V247H149ZM210 245H212V243ZM11 247H9V248H11ZM180 247H183V246H180ZM21 248H22V246L20 247V250H21ZM215 248H217V247H215ZM218 249H220V248H217V250H215V252L218 251ZM178 250L179 249H177V251ZM189 250L190 249H188L185 252V254H188ZM46 251L44 250L45 253H48V256H45L46 261L50 260V262H51L50 264H54L53 262L55 260H53V258H52L54 253H55L54 250H50L48 252H46ZM125 251H127L128 254H127V256L124 255L125 257H122V253H124ZM153 251H155V252L152 253ZM181 251H182V249H181ZM9 253H11V254H9ZM150 253H152V255H150ZM172 253L175 254L174 257L176 259H173L172 257L171 258L168 257V256H172ZM226 254H225V256H226ZM118 255H121V258L118 257ZM12 256H14V258ZM56 256H58V255H56ZM219 259H220V257H219ZM181 260H183V259H181ZM137 261H140V262H137ZM157 261H161V262H157ZM133 263H131V264H133ZM41 264H43V263H41Z\"/></svg>","mask_w":264,"mask_h":264}]
</instances>
